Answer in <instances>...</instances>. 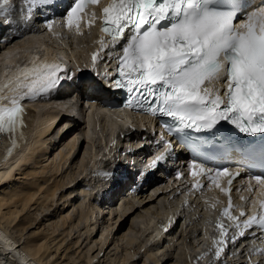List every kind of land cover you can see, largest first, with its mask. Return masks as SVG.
Masks as SVG:
<instances>
[{
	"label": "snow or ice",
	"instance_id": "obj_1",
	"mask_svg": "<svg viewBox=\"0 0 264 264\" xmlns=\"http://www.w3.org/2000/svg\"><path fill=\"white\" fill-rule=\"evenodd\" d=\"M23 2L31 19L43 9L54 11L64 0ZM98 3L68 0L59 17L61 26L69 30L75 27L79 33L85 5ZM10 10V0H0V17H6ZM101 13L100 30L110 40L100 38L91 63L95 69L104 62L101 54L116 60L115 77L106 70L103 78L112 90L126 93L122 106L157 118L167 135L178 142L190 133L211 132L222 123L245 136H259L262 167L259 172L249 170L248 190L252 191L253 181L264 188V0H108ZM44 23L51 31L55 19ZM11 24L4 19L0 28ZM118 51L122 54L113 56ZM73 79L58 62H33L31 67L0 81V137H6L11 145L7 155L19 147L29 127V113L22 102L49 97L64 81ZM88 90L106 91L95 80L86 84L84 91ZM156 144L160 150L149 165L153 170L168 163L174 154L173 142L163 134ZM188 168L190 175L206 177L209 187L215 185L226 196L231 188L221 187L218 178L228 177L231 186L242 172L233 173L223 166L206 167L197 158ZM202 188L200 181L192 184V189ZM232 207L229 196L222 215L236 221L230 213ZM244 215L241 211L240 216ZM217 227L222 238L214 243L224 245L227 228L219 222ZM236 227L240 228L239 222ZM243 227L258 228L264 238V200L259 201V212L243 221ZM239 235L243 237L245 232ZM223 251V247H217L215 256L219 258Z\"/></svg>",
	"mask_w": 264,
	"mask_h": 264
},
{
	"label": "bare ground",
	"instance_id": "obj_2",
	"mask_svg": "<svg viewBox=\"0 0 264 264\" xmlns=\"http://www.w3.org/2000/svg\"><path fill=\"white\" fill-rule=\"evenodd\" d=\"M21 17H28L27 12H24ZM51 31L60 33L61 29L57 26H53ZM26 40L36 41L37 39L36 37L32 36L27 37ZM14 41L15 40L10 42V44ZM17 44L18 43L9 46L7 50L0 56V68L3 69L4 72H6L5 74L10 72L7 67L16 61V56L13 57V54L15 53L13 51H15V49L19 46ZM31 44H33V42H28V45ZM43 49V51L45 52V57L47 55H51V57L55 60H59L57 54L52 52L50 48L44 47ZM24 54L29 55V52L26 51V53ZM66 92L67 90H64L63 92L61 91L63 95L62 98L69 96V92ZM35 104L36 107H38L45 116L43 119H40L37 122L38 125L32 135H25V138L19 141V147L14 149L10 156L7 155V149L11 147L10 144L0 147V157L10 158L13 155L19 153V156L17 158L13 159L10 162L4 163L0 167V264H95L94 262L96 261L99 254L102 253V251L105 252L108 248L111 249L112 243L107 244V240L114 228V225H112V223L110 224V226H108L109 229L108 227L106 228L108 229V231L105 238L104 235H102L99 240H94L96 236L92 237V235L95 230V223L92 222L99 219L98 217L100 216V213L103 214L106 212L109 213L110 218L108 220H111V222L112 220L114 221L116 217L111 218L112 215H114L115 211L113 208L114 206L112 205L113 200H111L112 202L109 203L110 205L108 206H106L107 203H103L96 208L90 207L88 205H85L83 208L81 207L77 219L78 223L81 222L84 224V228L82 229V231H84L81 234L78 233L79 236L76 239L74 238L75 240L72 239L71 235L73 229L76 227L78 228V226H76L75 223H70V225H68L69 222L73 221L70 219L72 217L70 215H67L68 213L66 215H63L61 213L60 217H58L57 219L54 217L49 219L46 215L47 212H53L54 210H56V207H58V201H60L61 199H64L62 205L65 206V204L72 198L73 189L68 193V196L67 194L64 195L62 189L66 187L67 190L70 189L68 186L74 182V177L71 176L65 183L61 180H58V178L63 169V166L69 161L76 143L75 139H73L67 145V151L59 154V162L52 165L48 162L49 157H46L48 154L46 148V138L49 132L54 128V126H56V124L58 125V123L62 119H64L62 117H71L72 114H74L76 118L83 120V123H85V127L81 129L82 131L80 130L81 136L87 142L91 141L89 135L92 132L90 130V132L87 130V126L90 125L91 119L93 120L95 117L93 116V114L88 115L89 111H87V109L91 106L95 107V105L91 104L86 110H79V113H74V111L73 113H64L63 109L60 111L58 108H56L54 103L36 102ZM70 113L71 116H69ZM109 113L112 116L121 119L112 111H109ZM124 119L125 120L121 119L124 124L127 123L128 120H131L130 118L126 117ZM102 120H110L112 122V126L116 128L118 127L119 129L120 127L122 128V126H124L119 124L118 122L116 124V122H113L111 117L108 116H103ZM140 120L145 121V119L143 118H141ZM68 126H70V124ZM77 128H79V125L74 126L73 130L76 131ZM112 129L113 128H111V130ZM64 137L60 142L64 140ZM121 140L123 142L125 138ZM126 140V144H128L130 141L134 140V138L128 136L126 137ZM127 147L134 149L132 145H127ZM39 151L41 153V160H37V158L35 160L36 154ZM100 155L101 154L99 153L92 154L90 156L88 166L83 167V170H81L82 172L79 173L80 177H84V181H87L85 190H83L84 200L87 199V197H89L90 200L93 192L95 191L96 185L92 186L89 184L91 182H96L94 181V175L105 176V173L100 170V167H102V160L99 159ZM141 157H145V154L143 156L141 155ZM139 159H137V161L142 162V159ZM53 161L55 162L57 160L53 159ZM80 181H82V179ZM99 182L100 180L97 181L98 185L102 183L101 182L99 184ZM163 184V180L149 181L139 191H133L129 193V195H127V197L130 196V202H126L128 199H125L126 201L124 200L123 202L121 201L122 203L119 207L121 209L119 210L120 213L118 214L119 216L116 223L118 221H121L123 216L125 217V221L128 220V218H130L132 215L137 214L138 216L135 217L137 221L135 223L131 222L128 232L122 234V236H120L121 227L117 228V230L115 231V235H117V238L114 243V251L118 250L119 243L127 244L130 247L136 245V249L138 251H144V256L147 257V259H152L153 263L155 264H161V261H159V259L152 251L150 252L146 250L149 243L155 242V240H162L163 237L165 238V240L173 241V236H177L179 239L185 241V232L187 227L178 234H176V226L169 234H165V231L161 230L162 218H165L167 223L169 224V222L174 219V214L177 211V205L174 201L175 198L173 197L174 199L172 201L169 200V197L171 196L173 191V187H166ZM147 186H151L149 190L151 191V194L147 201H142L140 199L145 195V192L143 191ZM159 196H162L163 198H158ZM124 198H122V200ZM145 198L146 196L143 198V200ZM89 200L87 202H89ZM155 201L162 202L163 204V209H161V212L159 214L157 212H150V209L154 205ZM181 203L182 202H180L179 204ZM102 206H106L105 211L102 210L104 209L102 208ZM192 207L193 204H189L187 206L188 211L192 210L193 213H191L190 211L186 220H188V223L190 224L192 223L191 219H193L194 217L195 221L193 223L196 224L197 222H199V220L202 219L201 224H203L204 233L207 234L208 232L206 228L207 226H210V224L206 221L209 217V211L205 209L206 211L204 213V216L202 218L196 219L195 216L198 212L199 206H197L195 203L194 208ZM138 212L140 213L138 214ZM54 213L55 211L52 215L56 216L57 212L55 214ZM199 215H201V213H199ZM43 216L47 218V220H45L47 222L46 224H44V221L42 220ZM52 219L56 220L52 221ZM102 219L104 218L102 217ZM193 223V227H196ZM76 232L81 231L78 230ZM82 236H85L84 240L89 241L85 253L83 252L84 249L83 251L80 250L79 246L77 247L79 248L78 251H76L77 248L74 250V247L79 244V240ZM142 238L143 240L141 241ZM170 242L171 241H169V243ZM169 243L166 242L165 245H169ZM94 248H96L95 251ZM191 248L192 252H188L189 249L187 247L185 248L184 256L186 257V264L196 263L197 260L195 259L197 255H199L202 260H206L205 252L202 251L203 249L200 247V243H198L196 246L191 245ZM112 249L108 252L107 256L110 254ZM95 252L98 253L94 255ZM167 252L168 251L166 250V253ZM136 253V250L133 252L129 251L127 257L120 260L121 264H127L129 260L133 259V256ZM169 260V258H166L164 264H168ZM97 264H99V262Z\"/></svg>",
	"mask_w": 264,
	"mask_h": 264
},
{
	"label": "rangeland",
	"instance_id": "obj_3",
	"mask_svg": "<svg viewBox=\"0 0 264 264\" xmlns=\"http://www.w3.org/2000/svg\"><path fill=\"white\" fill-rule=\"evenodd\" d=\"M52 33L54 34V36L50 35L48 32L24 34L22 37H20L18 40H15L12 43V45H14L16 43H18L17 45H19L15 49V51H13V52H15L13 54V57H15V56H16V58L21 57L24 53H26V51L30 52V50H33V49L36 50L37 46H42L43 48L44 47L50 48L52 50V52H54L57 55H60L62 57H65V58L72 59L71 55H73L75 57V60H73L70 63H74V62L82 63L86 57V54H87L89 47L92 45V40L94 38L95 30L90 29L84 35L75 36V37L69 36L67 33H61L60 32V35H57V36H55L56 32L53 31ZM32 36L36 37L37 40L36 41L35 40L34 41L26 40L27 37H32ZM29 40H32V39H29ZM28 42H33V44L28 45ZM15 54H18V55H15ZM58 94L59 93H57L56 98H53V101H51L50 103H54L56 108H58L60 111L63 109L64 113L65 112L73 113V111H74V113H79V110H83V109L86 110L85 107H82V106L79 107L77 102L70 95L65 97V98H62V96H63L62 93H60L61 95H58ZM95 107L91 106L87 109V111H89L88 115L93 114V116L95 117L93 120L91 119V122H90L91 126L89 124H88L89 126H87V130L88 131L90 130L92 132L91 134L89 133L91 141L87 142L81 136L80 132L82 131L81 129H83L85 127V123H83L84 122L83 120L76 119V118L72 122L70 120H67V119H62L58 123V125L56 124V126H54V128L49 132V134L46 138L47 139L46 140V144H47L46 148L48 151V154L46 157H49L48 162L52 165L57 164L59 162V160H60L59 154L67 151L66 147L73 139H75V142H76L74 150L72 151V154L69 158V161L67 162V164H65L63 166V169H62V171L59 175V178H58V180H61L65 183V182H67V180L71 176L74 177V179H75L74 182L68 186L70 189L67 190L66 189L67 187L62 189L64 195L67 194V196H68V193L73 189L72 198L65 204V206L62 205L64 199H61L60 201H58V205H57L58 207H56V210H54L55 213L57 212L56 216L52 215L54 211L46 213V215L48 216L49 219L53 218V217L57 219L58 217H60L61 213L63 215H66L68 213L67 215H70L72 217L70 219L73 220L72 222H69L68 225H70V223H73V224L75 223V225L78 226V228L77 227L74 228L75 230L73 229V232H72L73 236L71 235L73 240L78 238L79 234H81L84 231V230L82 231V229L84 228V224L81 222L78 223V219H77V216H78V213H80L81 207L83 208L85 205L86 206L88 205L90 207L96 208V207L102 205V202L100 201L101 200L100 195L98 197L92 196L90 198V200H89V197H87V199H85V200L83 199L84 198L83 197L84 196L83 190H85V187L87 185V181L86 180L80 181L82 177H80L79 173L82 172L81 170H83V167L88 166V163L90 161V156L92 154H94V153H96V154L101 153L102 154L104 152V148H105L107 140H111V143H114L118 146H120L121 143L123 145H126V143H127L126 139L123 142L121 140L122 134L124 132L121 129V127L119 129L118 127L116 128V127L112 126V122L110 120H108V121L102 120L103 116H108V117H111L112 121L116 122V124H117V122L119 124H123L121 119H118L115 116H112L109 113V111L101 110L100 108H98V107L95 108ZM128 121H131V127H133L134 129H136L138 125L141 126L144 123V121L137 120V119H132V120H128ZM69 124H70V126H68ZM125 124H129V122H127ZM77 125H79V128H77V130L74 131L73 128H74V126H77ZM68 128H69V131H68ZM111 128H113V129L111 130ZM63 137H64V140L62 142H60ZM131 142H134V140H132ZM36 158H37V160H41L40 151L36 154L35 160H36ZM53 159L57 160V161L54 162ZM51 160H52V162H51ZM26 168H28V167H26ZM88 172H89V168H88ZM78 174H79V176H78ZM94 179H95L94 181H96V182H94V183L91 182L89 184L92 186L96 185V187L100 188V185L101 184L103 185V182L101 180L102 177L99 175H94ZM99 180H100L99 184L102 182L100 185H98V183H97V181H99ZM150 187L151 186L145 187V189L143 191V192H145V195L140 200L147 201L149 199L150 194H151V191H149ZM121 189H122V186L116 188L114 190V192L109 197L110 198L109 203H111L112 202L111 200H113L112 205L114 206L113 208L116 211V212L114 211V215H112V217H111V218L116 217L114 219V221L112 220V222H111V220H108L110 217H109V213L106 212L103 214L100 213L99 214L100 216L98 215L99 219L97 221L94 220L92 222V223H95L94 224L95 230H94V233L92 235V237L96 236L94 238V240H99L102 235H104V238H105L107 236V231L109 229L108 226H110V224H112V223H113L112 225H114V228H113V230H112V232L109 235V238L107 240V244L112 243L111 244V249L113 248L112 251L107 256L108 252L111 249L108 248L109 250L107 249L105 251V248H104L105 252L102 251V253L99 254V256L97 257V259L94 263L97 264L99 262V264H119V263L121 264L120 260L127 257V254L129 251L133 252L136 250L137 253L134 255L135 257L133 256V259L129 260L127 262V264H155V263H153L152 259H147V257L144 256V251H138L136 249V247H137L136 245H134L133 247H130L127 244L119 243L118 250L114 251L115 250L114 243H115V240L117 238V235H115L116 234L115 231L117 230V228L121 227L120 236H122V234H125L126 232H128L131 222L135 223L137 221V219L135 217L138 216L137 214L132 215L126 221H125V217L123 216L122 220L118 221L116 223V221L118 220V216H119L118 214L120 213L119 210L121 208H119V207H120L121 203L125 199L126 200L128 199L127 201L125 200L126 202H130V199H129L130 196L127 197V194L125 195V190L123 191ZM120 192H122V193H120ZM123 195L125 196V198ZM145 196H146V198L143 200V198ZM106 197H108V196H106ZM153 197H155V196H153ZM122 198H124V199L122 200ZM158 198H163V197L159 196ZM88 200H89V202H87ZM109 203H107L106 206L110 205ZM106 206H104V207L102 206V208H104L102 210L105 211ZM161 209H163L162 202L155 201L154 205L150 209V212H157L159 214L161 212ZM139 213L140 212H138V214ZM191 213H193V211ZM204 213H205L204 211L201 212V214H204ZM102 217L104 219H102ZM56 219H52V221L56 220ZM42 220L44 221V224L47 223L45 221V220H47L46 217L43 216ZM194 221H195V219L193 217V219H191V222L193 223ZM199 222H197L198 225H197V223L196 224L193 223V224H195L196 227H193L192 223H190V224L188 223V226H187L186 232H185V234H186L185 241L179 239L177 236H173L174 240L173 241L169 240V241H171L170 243L168 240H165L166 242L169 243V245L168 244L165 245V243H166L165 241L164 242L162 241L161 244H157L161 240H155V242L149 243L146 250H148L150 252L152 251L156 255V257L159 259V261H161L160 262L161 264H164L166 258L170 259L168 264H177V263L178 264H186V257L184 256L185 248L187 247L189 249L188 252H192L191 245H193V244L197 245L198 243H200V247L203 246V244L207 241L206 238L208 237V235L212 231V228L210 226H207L206 229H207L208 233L205 234L204 229H203V224H201V221H199ZM107 227H108V229H106ZM111 227H110V229H111ZM69 228H70V226H69ZM69 228H68V230H69ZM78 230L81 232H76ZM176 232H177L176 234H178L180 232V224L176 228ZM84 239H85V236H82L81 239L79 240V244L74 247V250L79 246L80 250L83 251V249H84L83 252L84 253L86 252V248L88 246L87 244H89V241H86ZM142 240H143V238L141 239V241ZM166 246H167V249H166ZM79 248H77L76 251H78ZM95 249L96 248H94V251H95ZM168 249H170V250H168ZM166 250L168 251L167 253H166ZM97 253L98 252H95L94 255H96Z\"/></svg>",
	"mask_w": 264,
	"mask_h": 264
}]
</instances>
